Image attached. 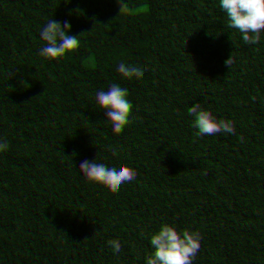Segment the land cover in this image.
Masks as SVG:
<instances>
[{
    "label": "trees",
    "instance_id": "16d2710c",
    "mask_svg": "<svg viewBox=\"0 0 264 264\" xmlns=\"http://www.w3.org/2000/svg\"><path fill=\"white\" fill-rule=\"evenodd\" d=\"M5 26L35 52L0 67V264H264V0H0Z\"/></svg>",
    "mask_w": 264,
    "mask_h": 264
},
{
    "label": "clouds",
    "instance_id": "9594fccd",
    "mask_svg": "<svg viewBox=\"0 0 264 264\" xmlns=\"http://www.w3.org/2000/svg\"><path fill=\"white\" fill-rule=\"evenodd\" d=\"M35 49L27 44L17 29L7 26L0 28V67L23 66L33 60ZM10 153L0 148V162L9 159ZM86 159L94 160L95 155L90 154ZM177 169L166 167L161 163H141L135 166L133 177L137 183L149 185L152 192L150 200L144 211L150 216L176 217L181 214L183 208L188 205V199L180 194L172 196L167 187L176 180Z\"/></svg>",
    "mask_w": 264,
    "mask_h": 264
},
{
    "label": "water",
    "instance_id": "95a60500",
    "mask_svg": "<svg viewBox=\"0 0 264 264\" xmlns=\"http://www.w3.org/2000/svg\"><path fill=\"white\" fill-rule=\"evenodd\" d=\"M131 262H134L133 260H131ZM134 264V263H133Z\"/></svg>",
    "mask_w": 264,
    "mask_h": 264
}]
</instances>
